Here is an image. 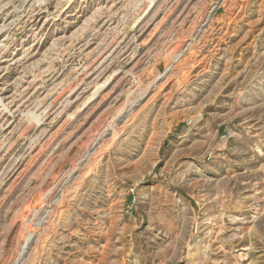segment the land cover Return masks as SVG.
I'll return each mask as SVG.
<instances>
[{
	"label": "rangeland",
	"instance_id": "374dc122",
	"mask_svg": "<svg viewBox=\"0 0 264 264\" xmlns=\"http://www.w3.org/2000/svg\"><path fill=\"white\" fill-rule=\"evenodd\" d=\"M0 264H264V0H0Z\"/></svg>",
	"mask_w": 264,
	"mask_h": 264
}]
</instances>
